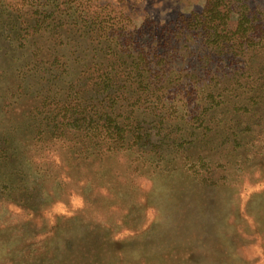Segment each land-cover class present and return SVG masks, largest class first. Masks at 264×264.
<instances>
[{
	"label": "rangeland",
	"instance_id": "obj_1",
	"mask_svg": "<svg viewBox=\"0 0 264 264\" xmlns=\"http://www.w3.org/2000/svg\"><path fill=\"white\" fill-rule=\"evenodd\" d=\"M98 1L121 11L130 30L148 21L175 22L206 4ZM254 1L264 10V0ZM20 9L24 22H35L30 6ZM17 13L0 7V147L10 146L9 157H0V264H264V56L249 61L244 78L234 82V70L215 64L206 77L205 61L181 51L175 77L204 79L198 97L191 104L186 97L179 102L181 96L166 100L165 123L141 108L137 117L147 122L140 128L147 140L101 160L91 190L84 164L73 165L55 147L39 153L32 113L52 110L43 103L51 88H60L57 98L68 102L79 92L83 106L94 111L105 94L88 82L69 90L50 70L16 73L15 66L34 61L36 52L19 49ZM237 19L233 14L231 26ZM74 30L72 24L59 29L71 39L66 46L49 37L41 48L42 54L51 49L50 61L54 50L64 55L73 82L95 56L106 59L99 54L105 44ZM190 46L207 59L200 40L191 39ZM21 171L31 172L29 183Z\"/></svg>",
	"mask_w": 264,
	"mask_h": 264
},
{
	"label": "trees",
	"instance_id": "obj_2",
	"mask_svg": "<svg viewBox=\"0 0 264 264\" xmlns=\"http://www.w3.org/2000/svg\"><path fill=\"white\" fill-rule=\"evenodd\" d=\"M14 2L19 7H14L8 0H0V7L18 11L16 19L20 20L21 27L17 33H22L18 36L19 49L36 50L32 57L34 61L25 64L22 60L23 65L15 66L16 73H41L44 76L50 70L54 81L59 82L62 78L65 88L69 85V90L75 91L74 85L88 82L89 86L105 94L99 100V109L94 111L83 106L79 92H74L68 102L57 98L60 88L54 93L51 88L47 90L43 103L45 108L51 107L52 110L32 113L39 122L33 124L32 130L33 139L38 137L40 142L37 144L39 153L55 147L59 152L64 151L73 165L84 164L83 170H88L93 177L86 182L91 190L95 185L94 177L102 169L101 160L109 155L116 157L117 151L131 147L133 141L138 144L147 140L148 132L140 129L147 122L137 117L141 108L156 111L159 122L165 123L163 114L166 113L167 101L175 102L181 96L179 102L186 97L191 104V99L198 97L197 87L204 79L190 75L183 82L181 76L175 77L174 63L181 58V51L192 50L198 62L203 64L205 61L202 73L206 77L212 73L215 64L218 70L222 65L232 72L234 70V82L244 78L249 61L264 56V10L254 0H206L200 13L182 16L168 24L148 21L132 30L131 23L121 11L99 5L98 0ZM20 6H30L34 10L31 15L34 23L23 21ZM233 14L238 19L231 26ZM70 24L76 30L75 34L83 31V36L92 43L105 44L99 54H106L105 61L95 56L94 61L83 65L81 78L75 79V83L67 81L70 70L68 62L63 61L64 55L54 50L55 57L50 61L47 54L51 49H45L43 54L41 49L44 38L49 37L59 47L66 46L71 39L65 38L59 29ZM15 30L13 27L12 31ZM191 39L200 40L205 45L202 50L206 48L209 52L207 59L201 58L199 51L194 54ZM18 61L21 60L16 57L15 63ZM209 96L215 99L212 93ZM9 149L10 146L0 147V157H9ZM21 172L29 183L31 172Z\"/></svg>",
	"mask_w": 264,
	"mask_h": 264
}]
</instances>
